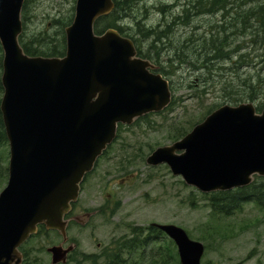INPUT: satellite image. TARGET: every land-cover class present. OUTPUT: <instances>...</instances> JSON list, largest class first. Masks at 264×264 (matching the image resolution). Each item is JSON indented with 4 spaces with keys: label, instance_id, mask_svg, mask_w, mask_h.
<instances>
[{
    "label": "water",
    "instance_id": "obj_1",
    "mask_svg": "<svg viewBox=\"0 0 264 264\" xmlns=\"http://www.w3.org/2000/svg\"><path fill=\"white\" fill-rule=\"evenodd\" d=\"M25 1L0 0V108L10 147L8 183L0 192V264H23L20 247L39 224L67 240L65 215L119 125L165 110L173 97L169 80L138 55L131 38L114 28L95 32L114 0L76 1L64 56L26 53L20 42ZM146 162L168 165L203 193L249 186L264 177V108L224 104ZM153 225L176 243L181 264H201L203 242L176 224ZM74 248L50 247L52 264L67 263Z\"/></svg>",
    "mask_w": 264,
    "mask_h": 264
},
{
    "label": "rangeland",
    "instance_id": "obj_2",
    "mask_svg": "<svg viewBox=\"0 0 264 264\" xmlns=\"http://www.w3.org/2000/svg\"><path fill=\"white\" fill-rule=\"evenodd\" d=\"M76 1L28 0L25 19L24 11L22 14L24 39L30 41L37 35L61 42L63 33L66 37L65 28L73 21ZM135 3L122 25L139 39L146 52L151 39L136 34L137 21L146 27H166L184 10L186 0ZM162 5L167 7L166 13L161 12ZM263 5L264 0H228L224 8L215 12L192 15L188 24L173 23L169 44L158 56L153 54L152 60L169 80L174 102L163 112L122 126L116 141L84 181L80 204H101L103 197L109 204L112 195L122 207L115 219L103 217L106 224L93 223L97 227L95 239L90 229L73 228L72 235L80 240L81 252L100 251L98 242L109 246L111 240L131 236L133 227H142L141 238H147L149 243L130 254L124 252L126 261L181 264L175 242L165 233L152 234L149 229L154 222L171 223L204 243L201 264H264V205L252 200L231 216H216L206 193L173 175L167 165L150 166L146 162L153 150L178 140L175 128L188 133L224 104L264 105ZM213 40L225 53L223 57L213 47ZM0 154L1 192L8 181L9 143L0 148ZM255 182L261 186L259 196L264 201V177Z\"/></svg>",
    "mask_w": 264,
    "mask_h": 264
},
{
    "label": "trees",
    "instance_id": "obj_3",
    "mask_svg": "<svg viewBox=\"0 0 264 264\" xmlns=\"http://www.w3.org/2000/svg\"><path fill=\"white\" fill-rule=\"evenodd\" d=\"M27 1L24 5V16L25 19V9L27 5ZM115 1V9L106 17L100 18L96 23V31L98 33H103L109 28H116L118 29L123 35L128 36L134 40V42L137 45L138 53L140 56L154 59L153 54L159 55L161 50H164L166 48V45L169 44V36L171 29L173 30V23L176 22H185L189 23V19L192 17V15L197 14H206V13H212L219 9H222L225 7L226 2L228 0H186V5L184 7V10L181 12V14L176 15L173 17L172 22H169L167 26L164 28L163 26H157V27H146L142 23V21H137V35H142L146 39H151V42L147 46V51H143V47L139 43V39L133 37L131 34H128L124 27L123 23L125 18L129 16V12L131 8L136 4L138 0H114ZM135 1V2H134ZM167 7L165 5H162L160 10L163 13H166ZM261 11H264V5L261 7ZM187 18V21H186ZM103 22H106L105 25H102ZM172 25V27L170 26ZM20 41L22 46L24 47L25 51L29 55L34 56H64L66 53V37L64 33L62 34L61 42L55 43V40L52 39L51 42L47 40V38H41L40 36L34 35L33 38L30 41H26L23 37V34L20 37ZM213 47L219 51L218 55L220 57H223L225 54L220 46L216 45L215 40L212 41ZM3 72V49L0 43V106H1V98L2 94L4 92V87L2 85L1 77ZM174 100L172 101V103ZM171 105L167 108L169 109ZM264 105L257 107L258 111H261L263 109ZM147 116V115H146ZM145 117V116H144ZM143 118V117H141ZM141 118H138L137 121H139ZM122 124L119 125L118 128V135L119 130L122 128ZM186 134V130L183 131V128L176 129L175 128V139H179L183 137ZM8 143L5 126L3 122V116L0 108V148ZM1 156V154H0ZM2 168V167H0ZM7 172V168H6ZM260 177H255V180L246 187L242 188H236L229 191H217L212 193H207L204 196L210 201V207L212 209V212L216 216H231L233 215L245 202H249L252 200L257 201L261 205H264V201L260 198V193L262 192L261 186L258 185L255 181ZM264 194V192H263ZM151 232H157V229L154 227L149 228ZM132 234L134 232V235L124 239L122 241L116 242V247L114 248V251L116 252H129L132 253L136 249L140 247H145L148 245L149 241L148 239H143L141 236H143V228L142 227H133ZM162 233V232H161ZM149 237V236H148ZM156 238V237H155ZM174 243V242H173ZM173 259V258H172ZM116 261L122 262L123 260L126 261L127 259L121 256L116 257Z\"/></svg>",
    "mask_w": 264,
    "mask_h": 264
},
{
    "label": "flooded vegetation",
    "instance_id": "obj_4",
    "mask_svg": "<svg viewBox=\"0 0 264 264\" xmlns=\"http://www.w3.org/2000/svg\"><path fill=\"white\" fill-rule=\"evenodd\" d=\"M111 197L112 199H110L111 202L109 204L104 197L103 203L101 204L86 205L80 204L79 202L74 203L71 210L65 215V220L68 221L67 240H65V236L59 230H49L45 225H39L38 232L32 235L21 247L23 264H52L53 256L49 248L55 245H62L64 248L75 245L74 250L68 253V262L66 264H130L129 261H116L115 259L118 256L124 259V252L118 253L114 251L116 242L127 239L129 238L128 236L123 235L115 240H111L109 246L103 245L102 242H98L100 251L81 252L79 250L81 247L80 240L78 237L72 235L74 227H78L79 229H90V235L95 239L97 227L93 223L98 221L104 225L106 221H104L103 217H109L110 219L118 217L122 205L117 202V199H113L112 195ZM129 227L132 228V226ZM133 235L134 232L132 236ZM134 264L137 263L134 262Z\"/></svg>",
    "mask_w": 264,
    "mask_h": 264
},
{
    "label": "bare ground",
    "instance_id": "obj_5",
    "mask_svg": "<svg viewBox=\"0 0 264 264\" xmlns=\"http://www.w3.org/2000/svg\"><path fill=\"white\" fill-rule=\"evenodd\" d=\"M169 21H170V19H168ZM186 21H187V18H186ZM192 21H193V19H192ZM190 23V22H189ZM164 25H166V24H164ZM167 26V25H166ZM171 27H172V25H170ZM165 27V26H164Z\"/></svg>",
    "mask_w": 264,
    "mask_h": 264
}]
</instances>
